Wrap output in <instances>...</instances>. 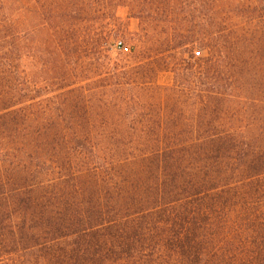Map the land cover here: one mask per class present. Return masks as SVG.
<instances>
[{
  "label": "trees",
  "instance_id": "trees-1",
  "mask_svg": "<svg viewBox=\"0 0 264 264\" xmlns=\"http://www.w3.org/2000/svg\"><path fill=\"white\" fill-rule=\"evenodd\" d=\"M0 264H264V0H0Z\"/></svg>",
  "mask_w": 264,
  "mask_h": 264
},
{
  "label": "rangeland",
  "instance_id": "rangeland-1",
  "mask_svg": "<svg viewBox=\"0 0 264 264\" xmlns=\"http://www.w3.org/2000/svg\"><path fill=\"white\" fill-rule=\"evenodd\" d=\"M117 15L118 17L122 20V29L124 31H126V29L128 30V32L130 33H136L138 31V28H139V21L136 20V19H129V13H128V10L125 9V8H121L117 11ZM125 24H127L125 26ZM125 26V27H124ZM120 41H123L126 46L130 47V44L128 45V43L125 41V40H130L129 37H127L124 33H122V36L120 37L119 39ZM116 53L113 54V57H116ZM172 81V78L169 74H165V75H162L159 79V83L161 85H167V84H170Z\"/></svg>",
  "mask_w": 264,
  "mask_h": 264
},
{
  "label": "built area",
  "instance_id": "built-area-1",
  "mask_svg": "<svg viewBox=\"0 0 264 264\" xmlns=\"http://www.w3.org/2000/svg\"><path fill=\"white\" fill-rule=\"evenodd\" d=\"M123 51L126 53L129 52L127 48H123Z\"/></svg>",
  "mask_w": 264,
  "mask_h": 264
}]
</instances>
